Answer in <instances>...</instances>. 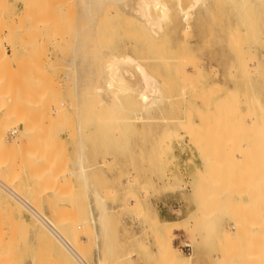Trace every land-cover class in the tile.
<instances>
[{
  "label": "rangeland",
  "instance_id": "374dc122",
  "mask_svg": "<svg viewBox=\"0 0 264 264\" xmlns=\"http://www.w3.org/2000/svg\"><path fill=\"white\" fill-rule=\"evenodd\" d=\"M105 1L0 0L2 184L87 264H264V0H204L186 25L178 6L192 0H163L169 19L153 35ZM110 55L156 79L159 111L133 97L116 113L98 105L106 74L95 67ZM6 194L0 264H76Z\"/></svg>",
  "mask_w": 264,
  "mask_h": 264
},
{
  "label": "bare ground",
  "instance_id": "6f19581e",
  "mask_svg": "<svg viewBox=\"0 0 264 264\" xmlns=\"http://www.w3.org/2000/svg\"><path fill=\"white\" fill-rule=\"evenodd\" d=\"M94 1L98 2V5L100 4V2H104L105 0H93V3ZM109 1V0H108ZM114 2V0H112ZM178 1V0H177ZM92 2V0H91ZM107 2V1H105ZM112 2V3H113ZM117 4H122V8L123 7H126V9L128 10L126 12L125 10V13L124 14H129L128 16L130 17H133L135 20H137L139 22V24L141 25V27L143 28V30L148 33L149 35H153V34H157L156 32L159 31L160 29L162 30L161 26L164 22H166L168 19H169V14H170V10L169 8L167 7L166 3L163 2V0H116ZM116 2H114V4H116ZM204 2V0H192V5L187 8V9H182L180 8V6H178V11H179V14H180V17H181V20L183 22V24H187L190 17H191V12L196 8L198 7L200 4L202 5ZM95 4V3H94ZM100 6V5H99ZM98 6V7H99ZM91 7V6H90ZM101 8V7H100ZM26 9V8H25ZM124 9V8H123ZM101 10V9H100ZM102 11H97V14H96V19L93 18V20H89V21H92L91 24H92V28H91V36H92V39L94 38V35L96 34V26H97V23L100 21L99 18L101 17ZM124 12V11H123ZM31 14V13H30ZM33 15V14H31ZM26 16V15H25ZM33 17V16H32ZM89 19L91 16H88ZM94 17V16H93ZM92 18V17H91ZM22 19V17H21ZM20 20V18H19ZM29 20V19H28ZM99 20V21H98ZM21 21V20H20ZM18 21V22H20ZM83 21V20H82ZM88 21V22H89ZM30 22V21H29ZM39 22V21H38ZM84 22V21H83ZM10 23V21H9ZM42 23V22H41ZM35 24V23H34ZM39 24V23H38ZM44 24V23H43ZM42 24V25H43ZM86 24V23H83V25ZM90 24V23H89ZM88 24V25H89ZM37 25V24H36ZM41 25V24H40ZM49 25V24H48ZM80 25V24H79ZM87 25V24H86ZM134 25V24H133ZM17 26V25H16ZM91 26V25H90ZM139 26V25H138ZM15 28V26H13ZM32 27V25H31ZM45 27V26H44ZM80 27V26H79ZM84 27V26H83ZM19 28V27H18ZM34 29L35 26L33 27ZM31 28V29H33ZM88 26L86 27V30H87ZM30 29V28H29ZM45 29V28H44ZM80 29V28H79ZM83 29V28H82ZM46 30V29H45ZM53 30V29H52ZM84 30V29H83ZM85 30V31H86ZM49 31V30H48ZM13 32V31H12ZM80 32V31H78ZM26 33V32H24ZM34 33V32H33ZM32 33V34H33ZM50 34V33H49ZM85 34V32H84ZM22 35V33H21ZM26 35V34H25ZM55 35V34H53ZM87 35V34H86ZM23 36V35H22ZM52 36V35H51ZM85 36V35H84ZM88 36H90L88 34ZM97 36V34H96ZM30 37V36H29ZM53 37V36H52ZM56 38V37H55ZM58 38V37H57ZM90 39V38H89ZM95 39V38H94ZM27 40V38H26ZM57 40V39H56ZM61 40V39H60ZM96 40H97V37H96ZM88 41V40H87ZM94 40H92L93 42ZM55 42V40H54ZM95 42V41H94ZM29 43V42H28ZM95 44V43H94ZM97 44V42H96ZM26 45V44H24ZM28 46V45H26ZM36 46V45H35ZM95 46V45H94ZM98 46V45H97ZM29 47V46H28ZM27 49H30L28 48ZM32 47V46H31ZM90 47V46H89ZM95 48V47H94ZM132 48V47H131ZM97 49V52L99 51L98 47H96ZM96 50H94L95 52ZM100 53V52H99ZM98 53V54H99ZM104 53V52H103ZM106 55L109 57V54H103V56ZM97 60L95 59V61L98 62V60H100L99 62L101 63H104L106 62L105 59L104 62L101 61L102 59H100V56L99 55H95ZM99 56V58H98ZM102 58H108V57H103ZM111 56V55H110ZM112 57V56H111ZM95 58V57H93ZM94 59H92L93 61ZM94 61V62H95ZM98 62V63H99ZM95 62V64H93V67L94 65L98 64ZM106 64V63H105ZM100 65V64H98ZM95 68H98L99 69H103V71L105 72L104 74H106L105 76L106 77H101V79L103 80V78L105 79V83L107 84L106 88H104V84L103 83V86L100 84L102 83L100 80V85L102 86V90H98L96 91V95L97 96L96 98L98 99L97 102H99V100H101V102H99V106L102 107V106H106L104 104H107V100H109V104L113 107H110L109 110L113 111V113H116L117 109L118 108H121L119 107V100L120 98L122 97H133L139 104L140 106V112L141 113H150L152 111H156L158 109H161V105L163 104L164 102V98L161 94V90H160V87L158 85V82L156 81V79L154 77H152L150 74L147 73V71L137 62H135L132 58H130L129 56H125L124 59H117L114 57H112V60L108 61L107 64H106V67L103 68L101 65H100V68L99 66L96 65ZM93 69L95 70L94 71V74H96V69ZM92 76H93V73H92ZM104 76V75H103ZM94 77V76H93ZM95 78V77H94ZM94 78L93 81H94ZM95 83V82H93ZM98 84V86H100ZM99 89V88H98ZM98 93V95H97ZM100 96V98L98 97ZM80 101V100H79ZM79 101L77 103H79ZM111 101V102H110ZM114 101V102H113ZM118 103L116 105H112L113 103ZM81 102V101H80ZM112 103V104H111ZM80 104V103H79ZM78 104V105H79ZM109 105H107L106 109L108 108ZM138 106V107H139ZM113 108V109H111ZM123 110V109H122ZM106 111V110H105ZM110 111V112H111ZM119 111V110H118ZM159 111V110H158ZM157 111V112H158ZM108 113V112H107ZM140 114V113H139ZM2 115V114H1ZM113 115V114H111ZM150 115V114H149ZM114 128V127H113ZM112 128V129H113ZM11 129V128H10ZM79 129V128H78ZM116 129V128H115ZM118 129V128H117ZM2 133V131H0ZM15 133V132H14ZM79 133V132H78ZM3 134V133H2ZM28 135V133H27ZM174 136V135H173ZM0 137L2 138L1 134H0ZM1 138H0V142H4L3 140L1 141ZM14 143V142H13ZM3 146L5 145L4 143H2ZM20 145V143H19ZM19 145H16V146H19ZM15 146V147H16ZM2 147V146H1ZM12 147H13V144H12ZM5 147H3L4 149ZM17 148V147H16ZM6 149V148H5ZM5 152V151H4ZM80 157V155H79ZM82 157V156H81ZM79 160H77V167L78 168V172L79 174H81L80 176V179L81 180H84V174L86 173L85 170H84V167H83V162L85 160H83V158H78ZM79 165V166H78ZM77 173V172H76ZM75 175V174H74ZM77 175V174H76ZM79 177V176H78ZM2 180H0L1 182ZM3 183V181L0 183V191H4V194L7 193L8 195L11 196V194L9 193V190L11 189H8L6 186L4 185H1ZM83 183V182H82ZM262 183V182H261ZM8 184V183H7ZM9 185V184H8ZM6 188V190H5ZM14 192V191H13ZM15 193V192H14ZM6 194V196H7ZM8 197V196H7ZM11 198H13L11 196ZM21 198V197H20ZM10 199V198H9ZM14 199V198H13ZM17 201L14 199V202ZM17 203H19L20 205H22L24 208V210L27 212L33 217V219L35 218V220L38 221V225L41 224L42 227H44V229L50 234V236L52 237L50 239V237H48V234L45 232L46 236L49 238V242H52L50 240H52L54 238V241L58 242V244H60V248L62 247V250H65L67 252V255H70V257L73 258V261L75 260L76 264H79V262L77 261V258L75 257L74 254H77L79 255L72 247V245L70 244V242H68L65 237L63 238V236H61V234H59V231H57L58 229H55L53 227V225L51 224V226L55 229L56 231V234L55 232H52L50 230H48V228L37 218L35 217V215L31 212V208L32 206H26V205H23L21 204L20 202L17 201ZM28 204V203H27ZM262 205H264V203L261 202ZM8 204H6L7 206ZM96 205L100 208V211L101 209L103 208V213L101 211V215H100V218L98 219V224L100 225V228H102V232H103V236H104V231H103V228L104 226H106V223H107V216H105V211H104V207H103V202L100 200V199H97L96 200ZM5 206V205H4ZM16 206V204H15ZM13 205V207H15ZM96 206V207H97ZM8 207V206H7ZM18 207V206H17ZM20 207V206H19ZM16 208V207H15ZM13 210V208H11ZM22 209V208H21ZM32 209H34L32 207ZM262 210H264V206L261 207ZM9 210V209H8ZM19 210V209H18ZM23 210V211H24ZM99 211V212H100ZM16 212V211H15ZM19 212V211H18ZM44 218V217H43ZM45 219V218H44ZM46 220V219H45ZM36 221V222H37ZM47 221V220H46ZM48 222V221H47ZM34 223V222H33ZM56 224V223H55ZM40 225V227H41ZM35 226V225H34ZM55 226V225H54ZM57 228V227H56ZM37 229H39L37 227ZM101 230V229H100ZM105 230V229H104ZM43 231V230H42ZM39 232V231H38ZM40 233V232H39ZM106 233V231H105ZM47 241V240H46ZM54 241L52 243H54ZM72 243V242H71ZM52 245V244H51ZM55 245V244H54ZM264 249V248H262ZM58 250V249H57ZM59 254L63 255V253H60L59 251ZM66 255V254H64ZM66 255V256H67ZM64 256V258L66 257ZM62 257V256H61ZM59 260V259H58ZM63 260V259H62ZM65 262V261H64ZM71 262V261H70ZM255 264V263H254Z\"/></svg>",
  "mask_w": 264,
  "mask_h": 264
},
{
  "label": "built area",
  "instance_id": "2783aa9c",
  "mask_svg": "<svg viewBox=\"0 0 264 264\" xmlns=\"http://www.w3.org/2000/svg\"><path fill=\"white\" fill-rule=\"evenodd\" d=\"M15 133H12L10 135L11 136H14ZM3 185V184H1ZM5 186V185H4ZM7 187V186H6ZM8 188V187H7ZM10 189V188H8ZM6 190V188H5ZM9 193L11 194V196L17 200L18 202H20L21 204L23 205H28L22 198H20L16 193H14L12 190H9ZM29 206V205H28ZM31 208V207H30ZM31 212L35 215V217H37L47 228L48 230L52 231V232H55L56 234V231L55 229L51 226V224L49 222H47L39 213H37L34 209L31 208ZM178 245H179V249L180 251L187 257H190L192 254H193V247L192 245L189 243V241L187 240H179L178 241ZM75 257L77 258V261L79 262V264H87L79 255L77 254H74ZM98 264V263H96Z\"/></svg>",
  "mask_w": 264,
  "mask_h": 264
},
{
  "label": "crops",
  "instance_id": "0c3cea01",
  "mask_svg": "<svg viewBox=\"0 0 264 264\" xmlns=\"http://www.w3.org/2000/svg\"><path fill=\"white\" fill-rule=\"evenodd\" d=\"M99 246H100V244H99ZM151 253H152V255L155 254L154 249H152ZM97 259H98V257H97ZM28 263H29L28 261L25 263L23 262V264H28ZM189 264H208V263H207L206 259L201 256L197 261H194V259L191 260Z\"/></svg>",
  "mask_w": 264,
  "mask_h": 264
}]
</instances>
